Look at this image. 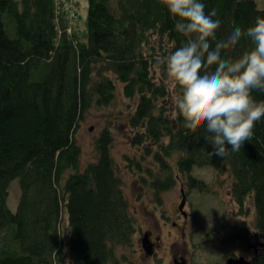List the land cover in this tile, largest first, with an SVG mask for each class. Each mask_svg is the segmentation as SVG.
Segmentation results:
<instances>
[{
	"label": "trees",
	"instance_id": "trees-1",
	"mask_svg": "<svg viewBox=\"0 0 264 264\" xmlns=\"http://www.w3.org/2000/svg\"><path fill=\"white\" fill-rule=\"evenodd\" d=\"M203 2L206 13L220 6L218 33L264 17L255 0ZM56 11L55 0H0V264H118L117 247L133 244L138 225L110 151L111 126L100 129L85 164L76 141L89 111L114 100L117 83L136 100L126 141L137 149L124 159L154 200L179 182L189 194L207 193L194 173L210 167L230 179L242 215L252 204L253 230L264 240V117L240 151L209 156L203 124L185 121L179 86L155 64L189 38L175 30L166 0H86L84 29L74 38L58 35ZM250 46L244 36L225 43L223 54ZM14 178L20 194L12 210ZM238 225L246 233L247 223ZM251 264H264V247Z\"/></svg>",
	"mask_w": 264,
	"mask_h": 264
},
{
	"label": "clouds",
	"instance_id": "clouds-1",
	"mask_svg": "<svg viewBox=\"0 0 264 264\" xmlns=\"http://www.w3.org/2000/svg\"><path fill=\"white\" fill-rule=\"evenodd\" d=\"M166 7L178 17L175 30L189 38L158 56L156 66L179 86L175 101L185 121L203 124V137L212 146L209 156L240 151L264 117V98L253 94L264 92V17L246 28L233 24L218 33L219 4L208 13L203 0H166ZM244 36L250 47L237 56L223 54L225 43L236 45Z\"/></svg>",
	"mask_w": 264,
	"mask_h": 264
},
{
	"label": "rangeland",
	"instance_id": "rangeland-1",
	"mask_svg": "<svg viewBox=\"0 0 264 264\" xmlns=\"http://www.w3.org/2000/svg\"><path fill=\"white\" fill-rule=\"evenodd\" d=\"M55 1L58 35L66 34L70 38H74L76 33L81 35L84 29L86 0ZM255 2L258 8L264 9V0H255ZM117 87L116 96L111 104L106 108L91 109L77 129L76 141L81 148V160L84 164L94 160L93 141L102 127L110 125L114 136L110 151L118 165L117 174L122 181L124 195L128 199L137 225L149 227L156 234L158 230L156 231L154 221L160 213V208L153 205L152 194L139 183L138 172H131L124 159V155L134 154L133 151L137 149L126 141V134L129 132L126 122L136 100L123 96L121 84L117 83ZM194 175L207 184L208 191L201 195L196 191L191 192L188 198L195 201V204L192 203V209L188 204L183 206L185 210L194 213L199 221L195 219V216L194 219L188 220L184 236H181L177 227L171 226L170 220L168 223L161 221L163 225V231L160 234L161 245L156 249L158 253H153L151 256L145 252L146 256L143 253L140 254L139 244L135 243L136 233L132 245L117 247L118 264H171L169 254L172 246L173 250L187 259L188 264H226V259L233 250V244H223L219 237L216 239L212 236V231L216 235L222 231V229L218 230L219 221L216 217L219 216L220 222L228 224L229 227L233 226L237 220L243 219L245 224L247 223L248 230H253L254 208L247 202L249 213L242 215L228 193L230 179L218 177L210 167L198 168ZM8 191L7 204L15 210L20 194L18 178L12 179ZM180 196L182 197L179 184L164 191L160 196L161 208L171 210L173 205L179 202Z\"/></svg>",
	"mask_w": 264,
	"mask_h": 264
},
{
	"label": "flooded vegetation",
	"instance_id": "flooded-vegetation-1",
	"mask_svg": "<svg viewBox=\"0 0 264 264\" xmlns=\"http://www.w3.org/2000/svg\"><path fill=\"white\" fill-rule=\"evenodd\" d=\"M180 188H182V183L179 182L178 183ZM184 194H185V204L190 205L191 209H192V202L189 200L190 198H188L189 193L185 191L184 189ZM182 194V192H181ZM181 196H180V200L179 202L175 203L172 207L171 210L166 209V208H161L162 206V202L161 199H157L153 201V205L156 207L160 208V213L158 216L155 217V228L156 231L158 230V233L155 234V232L153 231V229L149 228V227H143L141 224H139L136 228V237H135V243L137 242L139 244V251L140 254L143 253L145 256L146 254L148 256H151V254L155 253L157 254L158 251H156L157 248L160 247L161 245V232L163 231V225L161 223V221H164L165 223H168V220H170V224L172 227H177L178 231L181 233V236H184L185 234V227L187 224V221L190 220L191 218L197 219L196 215L194 213H192L190 210H185L184 207L182 206V208H180V201H181ZM199 221V220H198ZM221 219L219 220V224H218V230L222 231L220 232L219 235H216V233L214 231L211 232L212 236H215L216 239L219 237V240L222 241L223 244H229L232 243L233 244V250L232 252L229 254L228 257L232 256V257H244L247 260H253L254 256L264 247L262 245H260V243H264V240L259 236V234L255 231V230H248L246 231V233H240L237 231H240V226L238 225V223L244 224L245 220L240 219L237 220L236 223L232 226H228V224H224L223 222H220ZM200 226V225H199ZM203 227V225H201ZM225 232V233H224ZM241 234V235H240ZM228 235H235L238 236L237 238H235V240L233 242H227L225 239L228 238ZM213 238V237H212ZM214 240V239H213ZM143 242L147 243V245L149 246L150 252L147 253L143 247ZM173 246H172V250L170 251V263L171 264H175V262H178L180 260V258H184L186 264L187 263V259L179 254L177 251L173 250ZM146 254H145V253ZM227 257V258H228ZM227 260V259H226Z\"/></svg>",
	"mask_w": 264,
	"mask_h": 264
},
{
	"label": "water",
	"instance_id": "water-1",
	"mask_svg": "<svg viewBox=\"0 0 264 264\" xmlns=\"http://www.w3.org/2000/svg\"><path fill=\"white\" fill-rule=\"evenodd\" d=\"M181 192H182V198L180 201V208H182V206L185 203V194H184L182 188H181ZM260 245L264 246V243L262 242V243H260ZM143 247L147 253L150 252V249H149V246L147 245V243L143 242ZM251 263H252V260H247L242 256H240V257L230 256L226 260V264H251ZM175 264H186V262H185L184 258H181V260H179L178 262H175Z\"/></svg>",
	"mask_w": 264,
	"mask_h": 264
}]
</instances>
